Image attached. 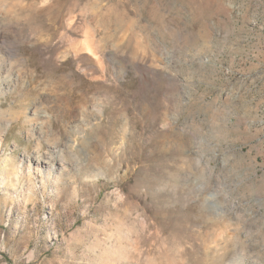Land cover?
Listing matches in <instances>:
<instances>
[{
    "label": "rangeland",
    "instance_id": "obj_1",
    "mask_svg": "<svg viewBox=\"0 0 264 264\" xmlns=\"http://www.w3.org/2000/svg\"><path fill=\"white\" fill-rule=\"evenodd\" d=\"M0 264H264V0H0Z\"/></svg>",
    "mask_w": 264,
    "mask_h": 264
},
{
    "label": "bare ground",
    "instance_id": "obj_2",
    "mask_svg": "<svg viewBox=\"0 0 264 264\" xmlns=\"http://www.w3.org/2000/svg\"><path fill=\"white\" fill-rule=\"evenodd\" d=\"M14 2V0H13ZM18 2V1H17ZM15 4H17L16 2L14 3L13 6H15ZM12 5V4H11ZM18 5V4H17ZM12 6V7H13ZM71 24V23H70ZM88 36V35H87ZM90 36H88L89 38ZM92 38V37H90ZM79 48V47H78ZM81 49L84 51V52H87L88 54H90L93 58H95V60H100V57L98 56V53H97V49L95 48V44L93 43V41H90V40H86L84 43L81 44ZM101 61H99L100 63ZM102 64V63H101ZM100 64V65H101Z\"/></svg>",
    "mask_w": 264,
    "mask_h": 264
}]
</instances>
